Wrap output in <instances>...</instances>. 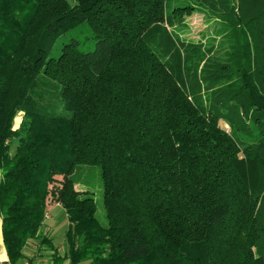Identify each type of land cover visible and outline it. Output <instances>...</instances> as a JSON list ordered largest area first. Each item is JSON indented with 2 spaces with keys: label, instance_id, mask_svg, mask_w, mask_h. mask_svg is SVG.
Returning a JSON list of instances; mask_svg holds the SVG:
<instances>
[{
  "label": "trees",
  "instance_id": "1",
  "mask_svg": "<svg viewBox=\"0 0 264 264\" xmlns=\"http://www.w3.org/2000/svg\"><path fill=\"white\" fill-rule=\"evenodd\" d=\"M197 2L169 15L168 0H0L10 262L52 243L60 203L70 264H264V0ZM206 9L223 60L168 31ZM85 165L100 168L105 222Z\"/></svg>",
  "mask_w": 264,
  "mask_h": 264
},
{
  "label": "rangeland",
  "instance_id": "2",
  "mask_svg": "<svg viewBox=\"0 0 264 264\" xmlns=\"http://www.w3.org/2000/svg\"><path fill=\"white\" fill-rule=\"evenodd\" d=\"M196 4L197 0H168V4L166 7V12L169 15H172V10L175 6H183L185 4ZM208 7V6H206ZM209 10H195L192 14L186 15L183 20H175L174 24L167 27L168 31L171 33V36L174 39H177L181 43L189 42L193 45L202 44L204 46V50H207L209 56H215V60H223L226 56L225 50L227 45L225 43V37L222 36L223 30L220 29V22L215 19V17H211ZM73 36H77L80 40L86 39L87 31H82L80 34L77 33H69L63 35L60 40L56 43L54 47L53 54L58 55L60 52L61 46L68 41V38ZM86 42V41H85ZM86 44H90V47L93 46V41H90ZM213 46L208 51V48ZM83 47V45L81 46ZM213 59V58H212ZM21 122V117L18 116L16 118V127L19 126ZM81 178L88 184L89 189L93 192L92 195L97 201L98 210L97 215L102 221H106L104 216V208L102 205V184L100 178V168L99 166H82L81 167ZM82 184L77 185V188H84ZM63 237L58 241H62Z\"/></svg>",
  "mask_w": 264,
  "mask_h": 264
},
{
  "label": "crops",
  "instance_id": "3",
  "mask_svg": "<svg viewBox=\"0 0 264 264\" xmlns=\"http://www.w3.org/2000/svg\"><path fill=\"white\" fill-rule=\"evenodd\" d=\"M2 172L0 170V182ZM69 221L65 209L60 203L55 204L46 218L43 234L52 239V243H32L24 249V256L16 263L9 261L3 236V218L0 212V264H70L67 254L65 233ZM61 236L62 241H58ZM88 264V262L84 263Z\"/></svg>",
  "mask_w": 264,
  "mask_h": 264
},
{
  "label": "built area",
  "instance_id": "4",
  "mask_svg": "<svg viewBox=\"0 0 264 264\" xmlns=\"http://www.w3.org/2000/svg\"><path fill=\"white\" fill-rule=\"evenodd\" d=\"M49 216H50V213H47V214H46V218H48Z\"/></svg>",
  "mask_w": 264,
  "mask_h": 264
}]
</instances>
